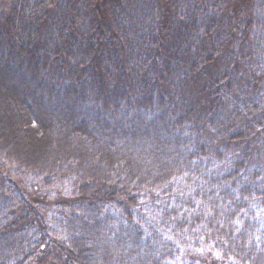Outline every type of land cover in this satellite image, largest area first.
<instances>
[{
  "label": "trees",
  "instance_id": "obj_1",
  "mask_svg": "<svg viewBox=\"0 0 264 264\" xmlns=\"http://www.w3.org/2000/svg\"><path fill=\"white\" fill-rule=\"evenodd\" d=\"M252 52L254 83L264 0L0 9V264H264V163L233 121Z\"/></svg>",
  "mask_w": 264,
  "mask_h": 264
},
{
  "label": "rangeland",
  "instance_id": "obj_2",
  "mask_svg": "<svg viewBox=\"0 0 264 264\" xmlns=\"http://www.w3.org/2000/svg\"><path fill=\"white\" fill-rule=\"evenodd\" d=\"M10 5L11 0H0L1 10L7 11ZM256 58H258L257 54L255 52H252L250 58L247 61V64H250V68H248L249 70L238 75L244 76L247 74L245 78L250 82V98L245 103H243L242 110H240L239 106V110L233 114V117H236V119H233V121L235 123L234 128H238L241 131H246L252 138H255L254 140L252 139L253 142H256V145H254L256 147V154H254L253 166L258 167L262 166L264 163V145L262 146L260 144L264 142V133H261L262 131L264 132V74L260 80H256L254 83L253 80L249 78V75L252 74L254 67H263L261 66L263 65V63L255 65V60L257 61ZM249 101H251L250 106H256L252 112H248L246 114L242 111L244 110V106H249ZM7 176L8 177L6 178L11 180L16 186V192L20 189L19 191L23 192L25 198L28 197L26 195L28 194L29 197L35 198L36 203L43 202L44 204H42V206H49V210L57 206H61V203H63L65 198L68 196L67 185L60 179H57L46 186H40V184H38L37 182L33 183L32 189V187H30L31 185L29 186L32 181L31 176H28L21 171L16 172L12 170L8 172ZM42 206L39 208L41 211L44 210ZM45 212H47V210Z\"/></svg>",
  "mask_w": 264,
  "mask_h": 264
}]
</instances>
